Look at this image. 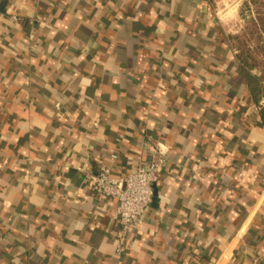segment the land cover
<instances>
[{"label": "crops", "instance_id": "crops-1", "mask_svg": "<svg viewBox=\"0 0 264 264\" xmlns=\"http://www.w3.org/2000/svg\"><path fill=\"white\" fill-rule=\"evenodd\" d=\"M224 12L0 3V264H264V69ZM157 142L168 163L117 257L116 200L88 175L122 177Z\"/></svg>", "mask_w": 264, "mask_h": 264}, {"label": "built area", "instance_id": "built-area-1", "mask_svg": "<svg viewBox=\"0 0 264 264\" xmlns=\"http://www.w3.org/2000/svg\"><path fill=\"white\" fill-rule=\"evenodd\" d=\"M3 0H0V3ZM8 21L17 24L15 14L8 16ZM149 158L140 161L138 166L122 177H113L106 167H99L88 175L91 185L106 197L116 200L115 214L119 224L115 255L120 257L123 248L121 239L136 228L154 196L159 170L168 163V148L157 142L149 146Z\"/></svg>", "mask_w": 264, "mask_h": 264}, {"label": "rangeland", "instance_id": "rangeland-1", "mask_svg": "<svg viewBox=\"0 0 264 264\" xmlns=\"http://www.w3.org/2000/svg\"><path fill=\"white\" fill-rule=\"evenodd\" d=\"M244 1L247 0H214L215 7L217 8L218 12H227L226 16L228 17H225L226 19L223 20H226L225 25L229 30V33L236 35V37L239 36L238 38L240 40H235V45H238V47L241 48L240 51L242 52L244 58L247 60L246 62L254 64L255 66H262V68L264 69V63L261 57H259V55H261L264 58V39H262L261 36H257L255 34L256 29L254 30L251 24L248 23L246 25L245 23H243L244 19L240 18L241 15H246V17L252 18L255 14L256 7H252V10L249 12L241 11L240 15L238 8L243 5ZM258 8L257 11L259 13L262 11V9L259 10ZM243 27L244 31L242 30ZM254 58H256V61ZM252 61H255L256 64Z\"/></svg>", "mask_w": 264, "mask_h": 264}, {"label": "trees", "instance_id": "trees-1", "mask_svg": "<svg viewBox=\"0 0 264 264\" xmlns=\"http://www.w3.org/2000/svg\"><path fill=\"white\" fill-rule=\"evenodd\" d=\"M260 0H247V1H244L243 5L240 7V12L241 11H245V12H249L252 10V7H256L255 4L256 3H259ZM241 15V13H240ZM241 17L244 19V22L245 24L247 25L248 23L252 25L253 29L255 30V34L260 30H263L264 31V20H255V17L253 16L252 18H249V17H246V15H241ZM252 36V35H251ZM239 37V36H238ZM236 37V35H229V40L235 45V40L239 41L240 39ZM236 46V45H235ZM237 48L239 50V53H238V58H242L243 55H242V52L240 51L241 48L238 47L237 45ZM244 60H246L244 57H243ZM247 61V60H246ZM46 264V263H44Z\"/></svg>", "mask_w": 264, "mask_h": 264}, {"label": "water", "instance_id": "water-1", "mask_svg": "<svg viewBox=\"0 0 264 264\" xmlns=\"http://www.w3.org/2000/svg\"><path fill=\"white\" fill-rule=\"evenodd\" d=\"M153 201H154V197H153Z\"/></svg>", "mask_w": 264, "mask_h": 264}]
</instances>
